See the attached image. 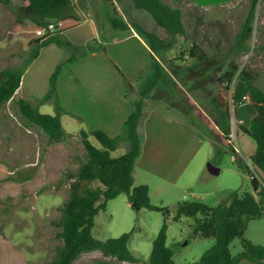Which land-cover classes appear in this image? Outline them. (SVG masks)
<instances>
[{
  "label": "rangeland",
  "instance_id": "obj_1",
  "mask_svg": "<svg viewBox=\"0 0 264 264\" xmlns=\"http://www.w3.org/2000/svg\"><path fill=\"white\" fill-rule=\"evenodd\" d=\"M11 1L12 9L0 3V71L7 68H21L31 54L30 40L37 37L35 32L38 27L30 23L20 26L15 22L14 10L21 5H26L25 0ZM164 1L171 7L183 11L188 39L176 37L172 49L165 53L162 62L172 82L170 88L173 93L161 86L154 89L145 100V111L156 107L163 109L198 129L204 139L203 147L199 150L194 166L187 172L188 175L192 170L195 174L194 179H187L181 187L155 182L150 200L153 206L169 210L166 245L173 251L174 263L190 264L197 262L211 249L215 240L191 239L190 225L192 221L186 217H183L180 222L173 221L177 214L178 204L200 201L210 207H216L236 191L239 193L248 192L257 197L252 188L250 177L238 170L233 157L227 152L228 144L234 148L237 146L243 153V160L247 164H251L250 158L246 157L252 151V147H250L247 137L240 134L242 123L237 118L235 108L238 117L244 119L247 124L255 112L254 108L251 104L238 106L234 101V86L242 84L237 80V76L228 93H224L222 87L218 85L217 79L234 63L240 68L246 66L258 74V85L264 89V0H260L258 6L252 40L253 51L239 57L227 55L226 52L240 29L243 17L249 8V0H231L213 7H202L197 3V0ZM102 2L103 0L92 1L90 8L85 11L86 15L96 18L100 24L108 20L101 13ZM104 5H106L105 2ZM78 16L85 17L84 14ZM133 20L143 24L150 32L162 38L167 37L165 31L159 28L147 13L137 11L133 18L127 17L128 23ZM26 25L31 26L24 28ZM67 26L69 24H64V28ZM83 31V28L75 29L72 35L78 41H82ZM193 43L201 46L213 59L203 63L192 59L181 61L183 58L181 53ZM55 50H58L55 52L63 54L61 56L63 59L59 64L50 68V63L44 56L26 79V89L37 93L36 95L39 97L37 99L42 100L46 97L50 90V81L59 65L67 57L64 49L55 47ZM67 69L68 67L62 65L56 77L57 85ZM138 84L133 92H129L130 97L134 100L139 98ZM218 92H223L231 104V124L234 137L231 142L222 138L209 116L210 100ZM236 97L238 99L240 96ZM16 101L17 99H14V102ZM39 107L42 114L55 115L52 101ZM62 124L66 134L71 136L66 142H63L69 150V161L67 162L66 156L60 153L51 158L47 164L48 167L61 173L59 179L65 172H77L79 165L86 157L79 136L81 125L77 121H72V117L63 118ZM73 137L79 140L76 141ZM249 139L254 143L251 137ZM89 140L96 147H100L93 137H90ZM212 141L218 145L221 151L220 156L215 155ZM46 143L47 138L44 134L36 129L27 128L22 123L13 103H8L0 108V165H5L9 170L18 169L16 175L0 173V229L1 233L4 232L1 242L6 240L13 244L27 246L30 251L26 250L25 252L28 258L34 257L33 253L40 252L42 264H50L55 259L56 248L62 245V241L56 237L59 228L54 223L61 219L62 207L70 193L69 183L64 182L60 185L59 179L54 183L40 187L46 179L42 169V154L47 148ZM127 150L128 144L120 143L112 156L119 157L124 155ZM208 164L219 168L221 173L219 175L210 174ZM27 165L35 167L28 168ZM35 169L34 178L29 180L33 181L29 189L37 188L36 190L31 192L21 190L19 192L10 188L11 184H24L25 182L10 180L9 177H16L19 170L20 172L24 171L25 176L31 175ZM53 177L54 175L51 176V178ZM142 179L139 178L135 185L139 186ZM34 207L38 210H33ZM38 215L43 216V222L39 224L41 227L35 232L31 217ZM163 223L164 216L161 212L146 209L133 210L128 204L126 195H121L108 203L106 211L100 212L96 216L93 235L100 241H107L134 231L129 249L139 260L138 264H146L150 260L153 243L161 232ZM30 234L31 237L28 236ZM244 238L255 245L264 246V219L249 222ZM230 249L234 256L241 253L243 251L241 239H235L231 243ZM20 260L19 254L8 256L2 251V264H21ZM102 260H106L109 264L118 263L113 258L104 259L101 253L95 252L80 257L75 264H94Z\"/></svg>",
  "mask_w": 264,
  "mask_h": 264
},
{
  "label": "trees",
  "instance_id": "obj_2",
  "mask_svg": "<svg viewBox=\"0 0 264 264\" xmlns=\"http://www.w3.org/2000/svg\"><path fill=\"white\" fill-rule=\"evenodd\" d=\"M128 1L136 10L147 13L154 23L165 31L167 37L161 38L137 22L126 23L118 13L114 2L104 0L108 6L104 16L108 18L111 28L117 32H124L132 27L146 42L151 53L146 59L145 70L138 84L139 98L133 99V109L124 123L121 137L113 139L104 132H88L84 129L79 133L86 157L79 165L77 172H65L58 181L60 185L68 182L70 193L62 207L61 219L54 223L59 228L56 237L62 241V245L56 248L55 259L50 264H73L82 255L93 252H99L104 257L113 258L121 263L138 264L139 260L129 249L134 231L107 241H100L93 235L96 216L100 212L106 211L108 203L121 195H126L128 204L133 210L157 211L164 216L163 227L153 243L151 257L146 264H175L173 251L166 245L169 210L151 204L149 186L135 185V170L137 160L142 152L139 128L145 118V100L154 89L160 86L173 93L170 88L172 82L162 62L165 53L172 49L176 37L188 39V30L184 22V13L179 8H173L162 0ZM25 2L28 4L21 5L14 10L15 22L20 26L30 23L41 28L60 21L81 22L73 0H25ZM85 2V0H78V6L82 10L86 9ZM0 3L12 9L11 0H0ZM259 3L260 0H249V8L232 45L226 52L227 55L239 57L253 51L252 40ZM50 44H56L64 49L67 57L59 65L50 81L48 94L37 104H32L24 99L14 102V96L20 88L26 69L38 58L40 50ZM29 47L32 48L31 54L21 68H7L0 71V108L8 103H13L22 123L27 128L36 129L46 136L47 148L42 154V158H44L48 147L66 142L71 137L66 134L62 124V117L71 114L64 108L57 94L56 77L59 70L62 65L69 67L92 53L105 52L106 47L104 43L97 40H92L85 45H75L60 30L31 40ZM181 56L183 57L181 61L192 59L200 63L213 59L197 43H193L185 49ZM236 76L237 80L246 85L256 112L250 126L245 127L241 124L240 130L254 140L256 149L250 157V165L239 156L231 144H228L227 152L233 157L238 170L250 177L252 188L258 198L248 192L239 193L236 191L216 207H210L200 201L178 204L177 214L173 221L180 222L183 217L190 219L192 221L190 225L191 239L215 240L211 249L197 262L190 264H240L242 261L264 264V246L255 245L244 238L249 222L264 219V89L258 85V74L246 66L240 68L232 63L230 69L217 79V83L222 87L224 93L231 90ZM124 85L126 97H130L129 92H133L136 85L127 79H125ZM224 93L218 92L211 98L209 116L222 138L229 142L232 134V113L231 104ZM49 101L53 102L55 115H45L39 111V106ZM192 128L198 131V129ZM198 132L200 133V131ZM90 137H93L100 147H96L89 140ZM122 141L128 144L127 152L119 157H113L112 153L118 149ZM212 144L215 155L220 156L221 151L218 145L213 141ZM35 174L36 169L31 175L26 176L25 172H17L16 177L11 176L9 179L26 182L33 179ZM238 238L241 239L243 251L234 256L230 245Z\"/></svg>",
  "mask_w": 264,
  "mask_h": 264
},
{
  "label": "crops",
  "instance_id": "obj_3",
  "mask_svg": "<svg viewBox=\"0 0 264 264\" xmlns=\"http://www.w3.org/2000/svg\"><path fill=\"white\" fill-rule=\"evenodd\" d=\"M85 1L84 4H86V9L82 10L78 6V0H73L76 13L78 15H85L84 18H80L81 22H76L75 20L64 21L60 31H62L69 41L75 45H85L92 40H97L100 43H104L106 51L92 53L78 60L70 65L63 77L60 78L57 85V94L64 108L72 115H64L62 121L65 117H67V119L72 117V121H77L82 129L88 132L101 131L110 138L116 139L121 137L124 123L133 109V99L126 97L125 79L131 81L134 85L140 82L141 76L145 70L146 59L149 57L151 51L146 42L132 27L124 32H117L111 28L109 20H105V22L100 24L96 18L86 15L85 11L90 8V4L94 0ZM112 1L118 13L124 18L126 23H128L127 17L130 16L133 18L138 11L128 0ZM162 1L166 3L164 0ZM230 1L231 0H197V3L202 7H213ZM102 5L101 13L103 17L106 18L104 14L108 6L104 5V0ZM133 22L141 24L135 20H133ZM64 24H69V26L64 28ZM141 25L143 26V24ZM30 26L31 25H26L24 28ZM81 28L84 29V37L82 41H78L76 37L72 35V32L75 29ZM113 37L114 39H112ZM34 39H37V37H33L31 40ZM55 47L58 46L56 44H50L40 50L38 58L26 69L22 77L20 88L17 90L14 99H24L32 104H37L40 101V99H37L39 98L36 95L37 93L30 91L28 88L26 89V79L31 74L32 69L40 63L44 56L47 57L45 59L50 63V68L56 67L59 64L60 60L63 59L61 58L63 54H61V52H55L58 51L55 50ZM241 83V85L234 86V101L238 106H243L245 104H251L253 106L252 102H242L245 96H249V93L246 85L243 82ZM237 95L240 96L238 99L236 97ZM235 112L239 122L245 127L250 126L252 119L256 115V112H254L250 117L249 124H247L244 119L238 117L236 108ZM139 133L142 138V152L136 163L135 183L139 178H143L140 185L149 186L151 194L155 182L171 185L172 187H181L183 182L187 181V179H194L195 174L193 171L191 170L188 175L187 172L194 166L199 155V150L203 147L204 138L202 134L190 127L184 120L157 107L145 111V118L140 125ZM240 134L247 137L248 143L250 147H252V151L248 154L249 157H246L249 159L255 152L256 144L249 139V136L242 132ZM73 139L76 141L79 140L76 137H73ZM123 142L124 141L121 143ZM235 148L238 154L243 157L242 151L237 146ZM60 153L66 156L68 162L69 150L64 143H57L48 147V151L42 161V169L44 170L46 179L40 187L54 183L59 179L61 173L48 167L47 164L51 158ZM29 165H27L28 168L35 167ZM16 171H18V169L9 170L5 165H0L1 174L13 175ZM53 175L54 177L51 178ZM32 183L33 181H27L24 184H11L10 188L19 192L21 190L31 192L37 189H29ZM36 209L38 210V208H33V210ZM31 219L35 227V232H37L41 227L39 224L43 222V216L38 215L31 217ZM3 233H0V264H2V251L8 256L19 254L21 257V264H42L40 261V252H38L39 254L33 253L34 257L28 258L25 253L26 250H28L27 246H22L17 243L13 244L6 240L2 243L1 237ZM28 236L31 237L32 235L30 234ZM79 259L80 257L73 264ZM104 259L111 258L104 257ZM104 263L109 264L106 260L94 264ZM120 263L121 262H118L116 264ZM121 264L130 263L124 262ZM240 264L253 263L242 261Z\"/></svg>",
  "mask_w": 264,
  "mask_h": 264
},
{
  "label": "built area",
  "instance_id": "obj_4",
  "mask_svg": "<svg viewBox=\"0 0 264 264\" xmlns=\"http://www.w3.org/2000/svg\"><path fill=\"white\" fill-rule=\"evenodd\" d=\"M63 23L64 21H60L58 23H50L47 27H41V28H38L35 32L36 36L38 38H41V37H44V36H47L49 34H52L53 32L57 31V30H60L63 26ZM243 103H246V102H251V99L249 96H245L242 100ZM233 135L231 134V140H232ZM231 142V141H230ZM235 150H237L235 148Z\"/></svg>",
  "mask_w": 264,
  "mask_h": 264
},
{
  "label": "water",
  "instance_id": "obj_5",
  "mask_svg": "<svg viewBox=\"0 0 264 264\" xmlns=\"http://www.w3.org/2000/svg\"><path fill=\"white\" fill-rule=\"evenodd\" d=\"M208 171L212 175H219L220 174V169L217 168L216 166L212 164H208Z\"/></svg>",
  "mask_w": 264,
  "mask_h": 264
}]
</instances>
